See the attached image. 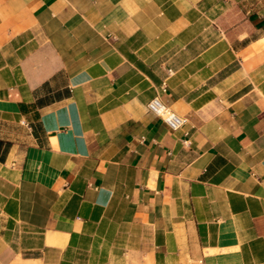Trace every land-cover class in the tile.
Instances as JSON below:
<instances>
[{"label": "crops", "instance_id": "0c3cea01", "mask_svg": "<svg viewBox=\"0 0 264 264\" xmlns=\"http://www.w3.org/2000/svg\"><path fill=\"white\" fill-rule=\"evenodd\" d=\"M0 264H264V0H0Z\"/></svg>", "mask_w": 264, "mask_h": 264}, {"label": "built area", "instance_id": "2783aa9c", "mask_svg": "<svg viewBox=\"0 0 264 264\" xmlns=\"http://www.w3.org/2000/svg\"><path fill=\"white\" fill-rule=\"evenodd\" d=\"M148 109L161 119L172 131L181 129L186 123V119L184 117H181L173 112L158 97L154 98L148 104ZM186 143L188 144L189 141Z\"/></svg>", "mask_w": 264, "mask_h": 264}]
</instances>
